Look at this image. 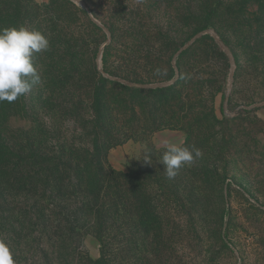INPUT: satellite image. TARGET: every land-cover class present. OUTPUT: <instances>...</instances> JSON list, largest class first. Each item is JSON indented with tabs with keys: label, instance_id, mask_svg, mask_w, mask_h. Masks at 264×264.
I'll return each instance as SVG.
<instances>
[{
	"label": "rangeland",
	"instance_id": "obj_1",
	"mask_svg": "<svg viewBox=\"0 0 264 264\" xmlns=\"http://www.w3.org/2000/svg\"><path fill=\"white\" fill-rule=\"evenodd\" d=\"M19 26L49 40L18 98L48 133L57 79L85 103L93 78L124 87L125 141L105 166L124 174L125 212L96 262L90 236L55 233L59 204L20 229V203L0 199L16 264H264V0H0V28ZM180 140L203 156L168 179L165 142Z\"/></svg>",
	"mask_w": 264,
	"mask_h": 264
},
{
	"label": "trees",
	"instance_id": "obj_2",
	"mask_svg": "<svg viewBox=\"0 0 264 264\" xmlns=\"http://www.w3.org/2000/svg\"><path fill=\"white\" fill-rule=\"evenodd\" d=\"M74 80L64 75L56 81L60 86L53 91L59 90L61 99L53 105L49 133L41 125L40 113H30L23 102L0 103V199L18 200L20 229L38 224L45 212L38 205L59 204L61 209L51 212L58 215L55 233L90 236L101 252L96 262H102L112 223L122 227L125 212L124 174L105 166L108 151L125 141L124 87L93 78L83 94L85 103L76 97V89L71 91ZM109 91L114 101L106 98ZM83 107L91 108L90 118L81 113ZM67 119L77 124L70 138L61 125Z\"/></svg>",
	"mask_w": 264,
	"mask_h": 264
},
{
	"label": "clouds",
	"instance_id": "obj_3",
	"mask_svg": "<svg viewBox=\"0 0 264 264\" xmlns=\"http://www.w3.org/2000/svg\"><path fill=\"white\" fill-rule=\"evenodd\" d=\"M49 40L37 30L24 26L0 28V103H12L31 92L41 82L33 63L35 54L49 49ZM203 156L200 149L184 145V141L165 142L160 162L168 179H174L179 169L191 166ZM150 162V157L144 159ZM0 264H16L13 253L0 238Z\"/></svg>",
	"mask_w": 264,
	"mask_h": 264
}]
</instances>
